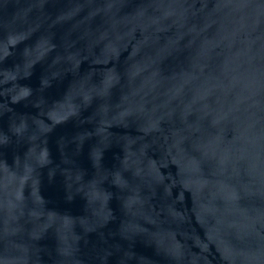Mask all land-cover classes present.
I'll list each match as a JSON object with an SVG mask.
<instances>
[{
  "label": "water",
  "instance_id": "water-1",
  "mask_svg": "<svg viewBox=\"0 0 264 264\" xmlns=\"http://www.w3.org/2000/svg\"><path fill=\"white\" fill-rule=\"evenodd\" d=\"M0 264H264V0H0Z\"/></svg>",
  "mask_w": 264,
  "mask_h": 264
}]
</instances>
